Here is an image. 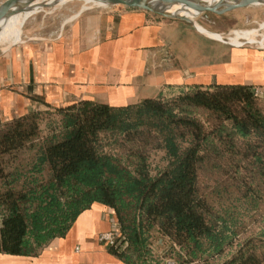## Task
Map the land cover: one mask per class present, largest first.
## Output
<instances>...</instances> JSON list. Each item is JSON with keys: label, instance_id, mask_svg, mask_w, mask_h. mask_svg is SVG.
<instances>
[{"label": "trees", "instance_id": "1", "mask_svg": "<svg viewBox=\"0 0 264 264\" xmlns=\"http://www.w3.org/2000/svg\"><path fill=\"white\" fill-rule=\"evenodd\" d=\"M51 109L0 124V254L35 256L94 204L113 213L126 249L112 252L128 264H156L153 231L191 263L221 256L245 217L264 222V111L252 87ZM215 264H264V227Z\"/></svg>", "mask_w": 264, "mask_h": 264}, {"label": "crops", "instance_id": "2", "mask_svg": "<svg viewBox=\"0 0 264 264\" xmlns=\"http://www.w3.org/2000/svg\"><path fill=\"white\" fill-rule=\"evenodd\" d=\"M45 37L0 56V124L85 100L121 107L214 84L260 89L264 111L259 46L224 45L185 22L123 6L80 12ZM117 229L113 213L94 204L35 256L0 254V264H128L98 242Z\"/></svg>", "mask_w": 264, "mask_h": 264}, {"label": "rangeland", "instance_id": "3", "mask_svg": "<svg viewBox=\"0 0 264 264\" xmlns=\"http://www.w3.org/2000/svg\"><path fill=\"white\" fill-rule=\"evenodd\" d=\"M80 6L81 7L84 6L82 1L73 0V1L67 2L55 8H50V7L43 8L42 10L36 12L35 14L30 16L31 18L30 17L27 18L24 21L25 23L22 24L21 35L23 36H21L20 41L39 40L42 38H46L45 36L47 34H51L52 32H55L60 26L63 25V23L72 19L70 17L71 16L73 17L78 11H80L81 9ZM90 9L91 10H101L103 8H96V7L91 8L90 7L88 10L84 9L81 12L91 11ZM227 15H228V19L226 18L227 20L222 18L223 16H227ZM223 16L209 15V19H205L201 16L199 18H196V20L198 21L199 24L201 25L204 24L202 26H205V28L218 30L217 32L216 31H213V32L223 33L225 38H229V39L233 37L232 35L233 33L253 31L254 33L253 39H252L253 43L248 44V46H259V47L262 46L261 48H264V24H261V23H264V6H260L256 8L253 7V8L239 9V10L230 12L228 14H225ZM63 19H65V21ZM240 41H244V40L240 39L238 42ZM180 92L181 90L180 91L178 90L167 91L165 93H162L160 96L162 98H169L172 96H176ZM50 111H52L51 108L46 109V110H41V111H35V112H50ZM46 119L47 117H45V121L43 123L44 131H45L46 125H48V122L56 121L55 120L56 117L51 116L49 117V120H46ZM47 131L44 132L45 133L43 134L44 136H47V133H48ZM160 156L161 155L159 154L152 158L151 162L153 166L159 163ZM31 158H32L31 153H28V152L23 153L22 155L19 156L18 160L16 161V164L19 166H23L24 164H26L27 161H31ZM162 166L163 165H160V168ZM209 192H211V190H207V193ZM206 198L215 207H217L219 204L229 203V201H227L225 196L222 198H218V197H213L207 194ZM245 218L246 219L242 223L239 233H237V236L233 238L232 245L226 248L221 256L214 257V258H205L204 261H195V262L190 263V262H182V259H178L176 256L171 257L173 252L169 248L170 245L161 236H159L155 231L151 233L150 239L148 240L147 244H148V247H149V250L152 256H154L155 257L154 259L157 261L156 264H215V263H219L221 262V260L228 257L230 253L235 249L236 245L242 242V240H244L250 235L261 234L262 229L264 227V222L262 221L255 222L249 219L248 217H245Z\"/></svg>", "mask_w": 264, "mask_h": 264}, {"label": "water", "instance_id": "4", "mask_svg": "<svg viewBox=\"0 0 264 264\" xmlns=\"http://www.w3.org/2000/svg\"><path fill=\"white\" fill-rule=\"evenodd\" d=\"M36 0H5L0 3V31L11 19L20 16L27 12H34V14L43 8H55L59 3H67L73 0H53L51 3L40 5H32ZM89 1L93 3L92 7L108 8L115 6H123L126 8L140 9L148 13L158 15L160 17L179 20L189 24L195 31L211 40L217 41L224 45L233 47H242L253 43V41H240L238 43H231L229 38H225L223 33L213 32L198 23L196 18L203 17L209 19V15L223 16L230 12L244 9L264 6V0H79ZM171 7H177L178 11L189 13L194 17L190 19L180 12H170ZM7 46L3 49L0 48V56L11 47L19 44Z\"/></svg>", "mask_w": 264, "mask_h": 264}, {"label": "bare ground", "instance_id": "5", "mask_svg": "<svg viewBox=\"0 0 264 264\" xmlns=\"http://www.w3.org/2000/svg\"><path fill=\"white\" fill-rule=\"evenodd\" d=\"M53 0H36L34 1V3L32 5H40L41 3L46 4V3H51ZM202 1H207V0H202ZM83 2V1H82ZM64 3H59L56 6L54 5V7H58L63 5ZM93 3H89V1H84L83 2V7L80 6V11H78L73 17L77 16L78 14H80V12L82 10H88L90 7L92 8ZM72 7V6H71ZM77 7V6H76ZM88 8V9H87ZM256 8V7H255ZM72 9V8H71ZM75 9V8H74ZM66 10V9H65ZM91 10V9H90ZM51 11V10H50ZM49 11V12H50ZM71 12V11H70ZM170 12L174 13V12H180L178 11L177 7H171L170 8ZM74 13V12H73ZM34 12H27L24 14H21L18 17H15L14 19H11L6 25H4V27L1 29L0 31V48L3 49L7 46L13 45L14 43H17L21 36V27L22 24L25 23L24 21L29 18L31 15H33ZM180 15H183L185 17H188L190 19H194V17H192L191 14L189 13H183L180 12ZM44 15V14H43ZM48 15V14H47ZM43 17V16H42ZM64 17V16H63ZM62 17V18H63ZM72 16L70 18H73ZM31 18V17H30ZM34 18V17H33ZM55 18V17H54ZM57 18V17H56ZM59 18V17H58ZM65 21V19H63ZM35 21V20H34ZM27 24V23H26ZM64 24V23H63ZM264 24V23H261ZM68 26V25H67ZM61 27V26H60ZM64 29V28H63ZM258 30V29H257ZM233 37L229 39V41L231 43H238V41L240 39L242 40H247V41H253V31H245V32H237V33H233L232 34ZM25 36V35H24ZM235 40H234V39ZM35 41V40H34ZM22 42V41H21ZM259 43V42H258ZM262 47V46H261Z\"/></svg>", "mask_w": 264, "mask_h": 264}, {"label": "built area", "instance_id": "6", "mask_svg": "<svg viewBox=\"0 0 264 264\" xmlns=\"http://www.w3.org/2000/svg\"><path fill=\"white\" fill-rule=\"evenodd\" d=\"M252 91L255 98H260L262 96V92L258 88H252ZM124 241L125 239L120 234L118 229L102 233L98 236V242L101 245H104L118 252H121L125 249L126 243Z\"/></svg>", "mask_w": 264, "mask_h": 264}]
</instances>
